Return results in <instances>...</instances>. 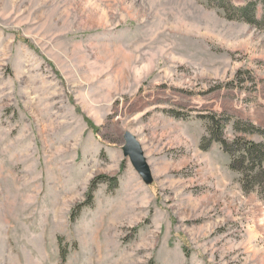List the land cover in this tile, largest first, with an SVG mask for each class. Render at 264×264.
Returning a JSON list of instances; mask_svg holds the SVG:
<instances>
[{
	"label": "rangeland",
	"instance_id": "374dc122",
	"mask_svg": "<svg viewBox=\"0 0 264 264\" xmlns=\"http://www.w3.org/2000/svg\"><path fill=\"white\" fill-rule=\"evenodd\" d=\"M213 119L264 142L235 129L264 130L262 0H0V264H264Z\"/></svg>",
	"mask_w": 264,
	"mask_h": 264
},
{
	"label": "trees",
	"instance_id": "16d2710c",
	"mask_svg": "<svg viewBox=\"0 0 264 264\" xmlns=\"http://www.w3.org/2000/svg\"><path fill=\"white\" fill-rule=\"evenodd\" d=\"M263 9H264V0ZM233 8V6H231ZM239 16L245 18L250 24H258L257 20V3L251 2L245 6L233 8ZM215 128L214 133L210 134L209 138H204V150L209 149L214 143H219L224 153L229 155L231 162L229 165L230 170L242 175V183L245 192H252L254 190H260V194L264 196V142L254 143L248 142L241 138H236L233 141H228L223 136V130L226 126L220 125L218 120L213 119ZM236 125L237 132L245 133H259L264 139V130L256 129L252 125L242 126L241 122ZM244 127V128H243ZM246 128V130H244ZM107 177L99 176L95 178L91 184L89 192L87 194V200L75 207L72 212V218L75 220L81 210L86 207L93 205L94 192L102 182L107 181Z\"/></svg>",
	"mask_w": 264,
	"mask_h": 264
},
{
	"label": "water",
	"instance_id": "95a60500",
	"mask_svg": "<svg viewBox=\"0 0 264 264\" xmlns=\"http://www.w3.org/2000/svg\"><path fill=\"white\" fill-rule=\"evenodd\" d=\"M125 145L123 146V154L126 158H129L134 169L142 177V180L146 184L153 182V175L151 167L145 156L143 147L136 136L130 132H126L124 135Z\"/></svg>",
	"mask_w": 264,
	"mask_h": 264
}]
</instances>
